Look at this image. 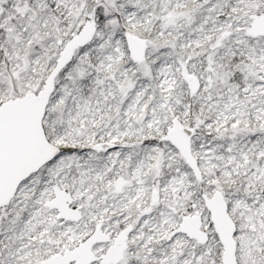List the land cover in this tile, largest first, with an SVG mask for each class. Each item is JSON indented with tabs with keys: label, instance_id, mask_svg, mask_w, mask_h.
<instances>
[{
	"label": "snow or ice",
	"instance_id": "snow-or-ice-1",
	"mask_svg": "<svg viewBox=\"0 0 264 264\" xmlns=\"http://www.w3.org/2000/svg\"><path fill=\"white\" fill-rule=\"evenodd\" d=\"M0 264H264V0H0Z\"/></svg>",
	"mask_w": 264,
	"mask_h": 264
}]
</instances>
